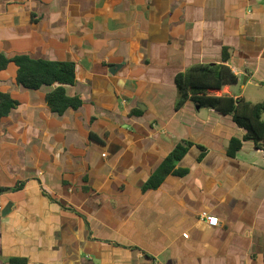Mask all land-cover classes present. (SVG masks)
<instances>
[{"label":"crops","instance_id":"obj_1","mask_svg":"<svg viewBox=\"0 0 264 264\" xmlns=\"http://www.w3.org/2000/svg\"><path fill=\"white\" fill-rule=\"evenodd\" d=\"M225 49L239 81L210 94L264 103V0H0V54L75 63L84 102L59 116L53 87L0 71L19 103L0 120V188L24 183L0 194V264H264L262 151L229 155L245 135L230 115L175 109L176 75ZM183 141L187 173L145 191Z\"/></svg>","mask_w":264,"mask_h":264},{"label":"trees","instance_id":"obj_2","mask_svg":"<svg viewBox=\"0 0 264 264\" xmlns=\"http://www.w3.org/2000/svg\"><path fill=\"white\" fill-rule=\"evenodd\" d=\"M229 51L223 52L221 64H196L181 72L175 77L177 87L176 110H180L188 102H193L199 107L210 108L222 115H230L234 122L245 131L243 139H233L229 145V155H234L246 141L253 142L255 147L264 150V103H251L244 99H234L231 96H213L211 90H221L225 86L236 85L238 76L227 64ZM14 63L17 66L16 83L27 90H39L43 87H53L46 96V101L51 111L59 116L69 109L78 110L84 102L80 96H69L67 87L78 83L76 65L73 62L50 61L35 59L27 54L15 55L8 58L0 54V71L7 69ZM19 105L10 94L0 93V120L8 117L11 110ZM142 112L136 109L133 114ZM193 143L183 141L165 159L160 168L152 175L144 190L156 189L171 173L183 176L185 170H177V164L185 157ZM24 186L18 182L11 188H0V194L18 191ZM13 263H21L12 261Z\"/></svg>","mask_w":264,"mask_h":264},{"label":"built area","instance_id":"obj_3","mask_svg":"<svg viewBox=\"0 0 264 264\" xmlns=\"http://www.w3.org/2000/svg\"><path fill=\"white\" fill-rule=\"evenodd\" d=\"M264 156V150L262 151ZM200 218L207 222V224L211 227H217L219 226V218L217 216H213L207 212H203L200 214Z\"/></svg>","mask_w":264,"mask_h":264},{"label":"water","instance_id":"obj_4","mask_svg":"<svg viewBox=\"0 0 264 264\" xmlns=\"http://www.w3.org/2000/svg\"><path fill=\"white\" fill-rule=\"evenodd\" d=\"M121 67H122V65H112V66H110L111 74H113V75L116 74Z\"/></svg>","mask_w":264,"mask_h":264},{"label":"rangeland","instance_id":"obj_5","mask_svg":"<svg viewBox=\"0 0 264 264\" xmlns=\"http://www.w3.org/2000/svg\"><path fill=\"white\" fill-rule=\"evenodd\" d=\"M205 112V110H203Z\"/></svg>","mask_w":264,"mask_h":264}]
</instances>
